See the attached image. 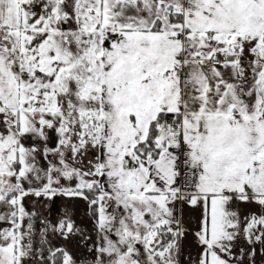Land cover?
Wrapping results in <instances>:
<instances>
[{
    "label": "snow or ice",
    "instance_id": "6c2138e0",
    "mask_svg": "<svg viewBox=\"0 0 264 264\" xmlns=\"http://www.w3.org/2000/svg\"><path fill=\"white\" fill-rule=\"evenodd\" d=\"M0 264H264V0H0Z\"/></svg>",
    "mask_w": 264,
    "mask_h": 264
},
{
    "label": "crops",
    "instance_id": "0c3cea01",
    "mask_svg": "<svg viewBox=\"0 0 264 264\" xmlns=\"http://www.w3.org/2000/svg\"><path fill=\"white\" fill-rule=\"evenodd\" d=\"M76 201H77V207H75L76 210L74 212V216H73L72 220L75 222V224L78 227L83 229L87 233V235L95 238V234L92 232L93 223H92V220L90 218V210L88 209V205L83 200L77 199ZM56 202H57V198H55L52 201L45 200L42 204L38 203L36 205L35 210L39 212L41 217H46L49 220V219H51L52 212L55 209L54 205ZM27 206L30 209L33 207V203H32L31 199H29L27 201ZM56 210L59 211L57 207H56ZM251 210H253V209L249 205H241L240 206V211H241L242 215H246ZM178 211L180 213H182L185 221L187 219H188V221L190 219L198 220L199 212L193 211L192 209L188 208L187 206H178ZM59 220H60V218H59ZM195 226H196L195 224L189 223L190 228H194ZM37 231L39 232V226H37ZM186 241H187L188 249L184 248L185 253L190 252L191 255L193 257H195L197 249H196V247L192 241L191 235H189V238ZM66 247L77 258H81V257L87 255V249L83 246V243H82L81 238L79 236H76L73 239V244H71V246L66 244Z\"/></svg>",
    "mask_w": 264,
    "mask_h": 264
},
{
    "label": "rangeland",
    "instance_id": "374dc122",
    "mask_svg": "<svg viewBox=\"0 0 264 264\" xmlns=\"http://www.w3.org/2000/svg\"><path fill=\"white\" fill-rule=\"evenodd\" d=\"M77 199L78 198L75 199V198H69V197H63V196L57 197V202L54 205L55 209L53 210L51 219H49V221H51L52 224H55L59 220V218L61 219L65 217L66 215L70 217L71 219H73L74 212L76 210L75 207H77V201H76ZM56 207L58 208L59 211L56 210ZM187 221L188 219L186 220V222ZM49 239L51 243L56 246L66 247V244L69 246L73 244V240L67 241V242L63 241L56 234H53V233H49ZM184 248L188 249L187 241H185Z\"/></svg>",
    "mask_w": 264,
    "mask_h": 264
}]
</instances>
